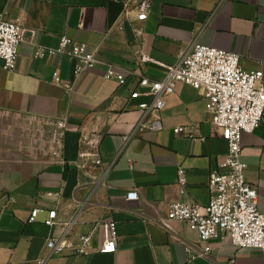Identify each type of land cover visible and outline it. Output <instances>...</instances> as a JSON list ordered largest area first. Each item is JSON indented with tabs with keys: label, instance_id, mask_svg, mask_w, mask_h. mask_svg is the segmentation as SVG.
<instances>
[{
	"label": "crops",
	"instance_id": "crops-1",
	"mask_svg": "<svg viewBox=\"0 0 264 264\" xmlns=\"http://www.w3.org/2000/svg\"><path fill=\"white\" fill-rule=\"evenodd\" d=\"M125 1L0 0V12L23 25L15 69L0 59V264H38L48 256V239L67 229L45 223L53 209L64 223L82 212L66 235L72 246L47 264H264L263 250L238 249L219 238L202 257L196 231L181 221L161 224L174 202L208 205L210 173L225 172L220 164L228 144L204 92L179 83L165 96L163 128L136 133L143 116L138 104L146 97L130 98L142 75L163 79L162 63H177L195 41L238 53L245 69L264 71V0H151L148 19L139 23L143 51L153 59L147 63L137 61L133 25L118 27ZM64 35L98 55L94 69L76 77L67 54H51ZM111 65L138 74L121 85L104 77ZM56 72L71 90L54 81ZM178 127L187 130L176 133ZM85 134L101 135L103 166L81 158L90 150ZM241 159L264 213V121L243 135ZM105 166L111 167L107 185L95 189L93 176ZM180 166L188 176L185 194L177 185ZM130 191L138 197L129 200ZM37 208L38 219L30 222ZM110 220L118 224V248L95 251ZM91 232L93 251L77 253L79 237Z\"/></svg>",
	"mask_w": 264,
	"mask_h": 264
},
{
	"label": "built area",
	"instance_id": "built-area-1",
	"mask_svg": "<svg viewBox=\"0 0 264 264\" xmlns=\"http://www.w3.org/2000/svg\"><path fill=\"white\" fill-rule=\"evenodd\" d=\"M231 1V0H228ZM119 21V29L126 22L133 25L135 35L137 61L147 63L153 59L142 48L144 29L139 23L148 19L151 11V0H126ZM23 25L0 12V59L4 68L15 69L22 43ZM39 49L37 55L44 53ZM51 54H67L75 63V75L94 69L100 62L98 55L87 49V44L79 43L64 35L59 48L51 50ZM241 55L223 49L207 46L199 41L186 51H183L175 64H164L167 73L163 79H151L142 75L138 88L130 94L131 99H140L138 104L143 116L134 133L143 129L161 130L163 128L160 113L166 106L165 96L173 94L179 83H188L202 90L206 96V108L212 116L213 124L220 129L223 139L227 141L228 151L220 167L225 172L214 170L209 176L211 190L210 202L206 206L185 201L171 204L167 217L161 219L164 227H170V221L184 222L191 230L196 231L204 247L197 255L209 257L211 247L209 241L219 238L223 242L230 241L238 249L257 248L264 251V213L259 207V189L246 179L247 165L241 159L243 152V135L254 132L264 121V71H250L241 63ZM137 71L125 72L116 66H109L104 77L115 80L121 85L135 78ZM54 81L65 86L59 73H54ZM151 119V122L148 121ZM186 127H178L176 133L184 132ZM127 137L126 139H128ZM101 135H84L83 144L90 150H83V159H91L95 167L104 165L101 153ZM84 165L82 164L81 167ZM111 167H103L100 176H93L95 189L107 185L106 178ZM177 185L180 193H187L188 176L185 167L178 170ZM129 200L138 197L137 191H130ZM90 199L87 202L90 203ZM85 205L81 207L84 209ZM40 210L31 212L29 221L38 219ZM82 211L69 223L62 222L57 209L50 211L45 223L49 227L67 226L65 233L59 237H51L47 241L48 256L38 260V264H47L49 257L65 253L72 245L66 240V235L80 217ZM103 243L95 251L103 253L115 252L118 248L119 231L115 220L102 224ZM93 234L86 233L79 237L77 253H89L92 249Z\"/></svg>",
	"mask_w": 264,
	"mask_h": 264
}]
</instances>
